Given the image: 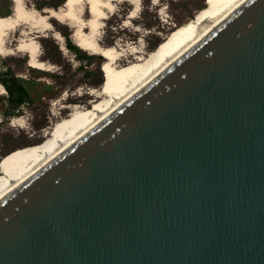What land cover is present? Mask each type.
Here are the masks:
<instances>
[{
	"label": "water",
	"instance_id": "1",
	"mask_svg": "<svg viewBox=\"0 0 264 264\" xmlns=\"http://www.w3.org/2000/svg\"><path fill=\"white\" fill-rule=\"evenodd\" d=\"M0 264H264V0H236L0 194Z\"/></svg>",
	"mask_w": 264,
	"mask_h": 264
},
{
	"label": "rangeland",
	"instance_id": "2",
	"mask_svg": "<svg viewBox=\"0 0 264 264\" xmlns=\"http://www.w3.org/2000/svg\"><path fill=\"white\" fill-rule=\"evenodd\" d=\"M211 1L139 0L137 16L133 18L129 15L136 8L135 4L130 0L114 1L113 10L108 11L106 19L100 20V44L116 47L122 54L118 66L128 72L139 58L150 56L155 43L160 45L172 30L191 21ZM64 3L65 0H26L29 9L43 15H50L47 9L58 10ZM13 11V0H0V16L11 15ZM83 17H91L87 7ZM49 21V28L42 25L32 27L29 23L20 25L6 42L13 48V53H0V75L6 76V71L10 70L20 76L34 98L31 104L19 109L10 108L8 93L0 80V86L5 88L0 89V177L9 172L10 157L13 156L8 157L10 154L42 145L57 134L59 125L74 111L94 109L113 92L108 84L109 76L103 69L105 58L81 46L79 25L55 17H49ZM24 39L37 43L44 68L31 65L30 54L16 48ZM68 40L95 58L89 62L81 60L67 46Z\"/></svg>",
	"mask_w": 264,
	"mask_h": 264
},
{
	"label": "bare ground",
	"instance_id": "3",
	"mask_svg": "<svg viewBox=\"0 0 264 264\" xmlns=\"http://www.w3.org/2000/svg\"><path fill=\"white\" fill-rule=\"evenodd\" d=\"M13 1V13L7 16H0V53H13V48L9 47L6 42L22 24L29 23L32 27H40V25H42L49 28L51 27L49 17H55L61 21L70 20L73 25H79L78 29L79 35L81 36V46L105 58L103 69L109 76L108 84L112 86L113 92L107 94V98L102 100L103 103L97 105L94 109H77L74 111L59 125L57 134L50 136L49 139L39 147L29 152L16 153L11 156L7 176L0 177V194L9 187L10 183L21 178L39 160L45 158L54 151L59 142L70 139L76 131L90 124L98 114L124 97L144 80L147 75L152 73L164 59L173 54L206 23L214 20L236 0H212L211 3L197 13L196 17L191 21L179 26L180 28L178 29L172 30L167 39L158 45L157 48L150 53V56L147 58H139L135 67L128 72H124L125 70L123 71L118 66L120 60L119 55H122L121 52L114 46L103 47L98 37L101 33L99 29L101 28L102 22L100 20L106 19L108 11H112L115 7L114 1L120 0H65L62 8L58 10L47 9L46 11L48 14L50 13V15H43L34 9H29L26 6V0ZM130 1L136 5V8L129 15L130 18H133L137 16L139 0ZM85 7H87V10L91 14V17L88 19L83 17ZM86 28H89L90 32H87ZM16 48L18 50H25L30 54L31 65L44 68L45 63L39 59L38 45L34 40L31 42H28L27 39L21 40ZM0 89L4 90L5 88L0 86Z\"/></svg>",
	"mask_w": 264,
	"mask_h": 264
},
{
	"label": "trees",
	"instance_id": "4",
	"mask_svg": "<svg viewBox=\"0 0 264 264\" xmlns=\"http://www.w3.org/2000/svg\"><path fill=\"white\" fill-rule=\"evenodd\" d=\"M67 46L70 49H72L76 53V55H78L80 57L81 60H87L89 62L91 59L95 58L93 55H90V54L86 53L85 51H83L76 44H74L71 40L67 41ZM157 46H158V44L155 43L152 46L151 49L154 50ZM0 80L2 81L3 85L6 88V91L8 93V105H9L10 108L19 109V108H21L22 106H24L26 104L33 103V101H34L33 99L34 98H33L32 94H31V91L24 84V82H23L24 80L20 76H17L16 74L11 72L10 70H7L6 71V76L0 75ZM105 80H106L105 77H104V80L102 78V82L103 83H104ZM37 146H39V144L38 145H34V146L30 147V148H26V149H23V150L15 151L12 154H10L8 157H10L11 155H14V154H16L18 152H21V151L22 152L32 151L35 148H37ZM9 153H6V155L9 154Z\"/></svg>",
	"mask_w": 264,
	"mask_h": 264
},
{
	"label": "snow or ice",
	"instance_id": "5",
	"mask_svg": "<svg viewBox=\"0 0 264 264\" xmlns=\"http://www.w3.org/2000/svg\"><path fill=\"white\" fill-rule=\"evenodd\" d=\"M153 2H156V0H153Z\"/></svg>",
	"mask_w": 264,
	"mask_h": 264
}]
</instances>
